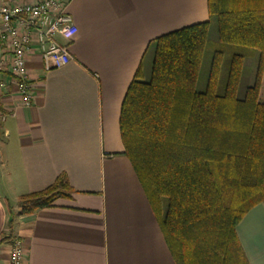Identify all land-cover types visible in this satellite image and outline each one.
<instances>
[{
    "label": "crops",
    "instance_id": "crops-1",
    "mask_svg": "<svg viewBox=\"0 0 264 264\" xmlns=\"http://www.w3.org/2000/svg\"><path fill=\"white\" fill-rule=\"evenodd\" d=\"M67 12L76 34L57 40L71 60L45 71L33 49L26 59L30 105L23 106L13 83L0 95V264L16 239L22 264H174L123 156L118 121L136 71L141 67L142 78L145 66L150 71L153 41L207 21V0H68ZM256 61L253 53L243 64ZM60 175L68 196L20 215L19 197ZM235 232L248 264H264V201Z\"/></svg>",
    "mask_w": 264,
    "mask_h": 264
},
{
    "label": "trees",
    "instance_id": "trees-1",
    "mask_svg": "<svg viewBox=\"0 0 264 264\" xmlns=\"http://www.w3.org/2000/svg\"><path fill=\"white\" fill-rule=\"evenodd\" d=\"M207 9V21L153 41L149 80L139 67L120 106L119 132L174 264H248L235 228L264 201V0H207ZM213 22L215 46L257 53L242 98L245 54L224 66L214 51L206 88L196 90ZM69 191L60 175L20 196V215L52 207Z\"/></svg>",
    "mask_w": 264,
    "mask_h": 264
},
{
    "label": "built area",
    "instance_id": "built-area-1",
    "mask_svg": "<svg viewBox=\"0 0 264 264\" xmlns=\"http://www.w3.org/2000/svg\"><path fill=\"white\" fill-rule=\"evenodd\" d=\"M68 0H35L33 3L11 4L0 0V95L9 84L24 107L30 105L32 85L26 67L27 56L37 49L45 71L61 68L71 56L65 44L76 34L67 12ZM5 115L0 112V121ZM23 246L16 239L10 246L7 264H22Z\"/></svg>",
    "mask_w": 264,
    "mask_h": 264
},
{
    "label": "rangeland",
    "instance_id": "rangeland-1",
    "mask_svg": "<svg viewBox=\"0 0 264 264\" xmlns=\"http://www.w3.org/2000/svg\"><path fill=\"white\" fill-rule=\"evenodd\" d=\"M210 31H209V36L208 40L209 43L207 47L204 50L202 61L200 64V68L198 71V77H197V82H196V90L198 92H203L206 88V83H207V77H208V72H209V67L211 64V59L214 51H221L223 53V65L226 66L227 63L230 60V57L233 54H245L246 57L249 55H252L253 50L252 49H245L237 46H215L216 43V26L213 23L210 25ZM251 64H243V69L241 73V78H240V83L238 86V91H237V97L242 98L245 92V89L252 84L253 82V77L255 73V64L250 66ZM149 68L147 66L144 67V78L143 81H148L149 80ZM264 91V84H262L260 88V92Z\"/></svg>",
    "mask_w": 264,
    "mask_h": 264
}]
</instances>
